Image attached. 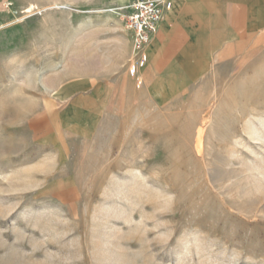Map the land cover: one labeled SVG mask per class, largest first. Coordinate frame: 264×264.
<instances>
[{"label":"rangeland","instance_id":"374dc122","mask_svg":"<svg viewBox=\"0 0 264 264\" xmlns=\"http://www.w3.org/2000/svg\"><path fill=\"white\" fill-rule=\"evenodd\" d=\"M121 3L1 0L0 264H264V41L148 88Z\"/></svg>","mask_w":264,"mask_h":264},{"label":"crops","instance_id":"0c3cea01","mask_svg":"<svg viewBox=\"0 0 264 264\" xmlns=\"http://www.w3.org/2000/svg\"><path fill=\"white\" fill-rule=\"evenodd\" d=\"M119 1L125 6L135 0ZM171 2V8L146 48V66L142 69L134 66L132 72L140 73V81L148 88L171 87L173 74L195 78L214 63L235 61L246 55L254 41H264V0ZM70 85L62 89V96H71L76 105L89 111L90 119L94 118L99 104L94 86L82 94L79 85L76 88Z\"/></svg>","mask_w":264,"mask_h":264},{"label":"built area","instance_id":"2783aa9c","mask_svg":"<svg viewBox=\"0 0 264 264\" xmlns=\"http://www.w3.org/2000/svg\"><path fill=\"white\" fill-rule=\"evenodd\" d=\"M171 5V0H135L121 6L122 20L133 42L135 66L138 69L146 66V48L152 42Z\"/></svg>","mask_w":264,"mask_h":264}]
</instances>
